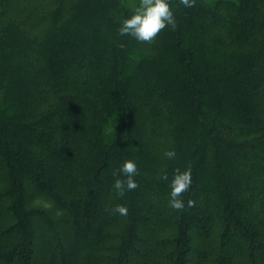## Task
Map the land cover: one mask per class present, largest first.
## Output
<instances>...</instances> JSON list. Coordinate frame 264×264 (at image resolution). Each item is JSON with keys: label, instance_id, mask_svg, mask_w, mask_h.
I'll return each instance as SVG.
<instances>
[{"label": "trees", "instance_id": "obj_1", "mask_svg": "<svg viewBox=\"0 0 264 264\" xmlns=\"http://www.w3.org/2000/svg\"><path fill=\"white\" fill-rule=\"evenodd\" d=\"M169 2L148 45L138 0H0V264H264V0Z\"/></svg>", "mask_w": 264, "mask_h": 264}, {"label": "clouds", "instance_id": "obj_2", "mask_svg": "<svg viewBox=\"0 0 264 264\" xmlns=\"http://www.w3.org/2000/svg\"><path fill=\"white\" fill-rule=\"evenodd\" d=\"M179 4L184 7L191 8L196 4V0H179ZM166 27L175 30L177 20L174 10L169 0H138V4L133 8V14L129 18H125L121 22L118 29L120 36L129 35L137 42L151 45L159 33ZM123 48V45H118ZM177 156L174 149L166 150L163 157L173 160ZM138 175V167L135 161L126 159L117 171L113 172L114 184L113 188L118 197H123L127 191H134L139 187L134 177ZM163 180H168V176L164 175ZM192 185V169L187 166L185 170L180 168L174 169L173 178L170 182V194L168 206L174 211H183L185 203L182 196L190 190ZM195 206V201L189 199L187 207ZM111 211L120 216H127L128 209L122 204H117Z\"/></svg>", "mask_w": 264, "mask_h": 264}, {"label": "rangeland", "instance_id": "obj_3", "mask_svg": "<svg viewBox=\"0 0 264 264\" xmlns=\"http://www.w3.org/2000/svg\"><path fill=\"white\" fill-rule=\"evenodd\" d=\"M134 1L135 0H127L128 4L131 6L134 5ZM29 203V205L32 207L47 209L55 219L62 216L61 212L56 207H54L48 200L41 196L32 195Z\"/></svg>", "mask_w": 264, "mask_h": 264}]
</instances>
